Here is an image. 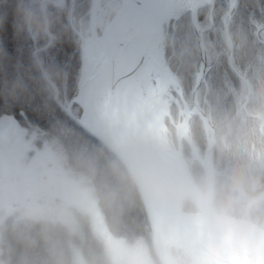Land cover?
Here are the masks:
<instances>
[{
    "label": "trees",
    "instance_id": "trees-1",
    "mask_svg": "<svg viewBox=\"0 0 264 264\" xmlns=\"http://www.w3.org/2000/svg\"><path fill=\"white\" fill-rule=\"evenodd\" d=\"M42 1L0 0V120L13 118L28 131L54 139L67 163L90 179L107 229L130 246L145 242L153 259L161 264L153 248L146 207L132 174L102 142L59 106L55 100L56 90L39 66L38 58L49 80L60 90L61 102L69 103L78 94L82 39L70 22L72 0H64V6L52 4L60 0L45 2L49 30L54 37L51 44L45 32ZM233 1L215 0L214 8L208 5L198 11L209 67L206 82H202L199 90V103L212 117L219 137L213 155L217 173L226 163L242 157L258 178L237 189L238 200L235 198L226 204L214 200L216 209L223 214L246 219L249 202L264 193V124L261 119L264 118V0H238L237 5L232 6ZM91 6L92 0H76L72 13L73 23L77 29L82 28L85 35L89 30ZM176 12L177 17L165 27L166 59L179 76L185 99L193 107L201 51L192 9ZM116 14H112L109 21ZM102 30H98L100 36ZM249 88L252 93L245 109ZM72 111L78 118L83 112L77 104ZM179 112L180 106L173 102L171 115L175 122ZM166 123L178 144L171 119ZM189 127V135L204 157L208 137L203 119L193 116ZM182 149L193 179L205 193L206 171L186 139ZM197 210L196 204L191 202L184 206V211L189 213ZM250 211L252 222L264 229V198ZM48 228L46 231L41 226L28 236L24 232L22 235L9 232L3 248L5 256H9L5 258L6 264H73L67 231L64 234L63 227L60 229L51 222ZM85 233L84 240L90 245L85 260L89 264H114L104 242L89 230Z\"/></svg>",
    "mask_w": 264,
    "mask_h": 264
},
{
    "label": "water",
    "instance_id": "water-1",
    "mask_svg": "<svg viewBox=\"0 0 264 264\" xmlns=\"http://www.w3.org/2000/svg\"><path fill=\"white\" fill-rule=\"evenodd\" d=\"M75 1H71L69 8L73 26ZM178 1L123 0L119 12L111 22H107L100 36L101 1L92 0L90 37L84 36L74 26L82 39L78 94L65 107L59 103V90L50 80L56 90L55 100L75 122L118 157L132 174L146 207L153 248L161 264H178L166 247L164 235L167 232L209 263L264 264V229L252 222L250 211L264 198V193L249 202L246 219L225 215L215 207L211 185H207L205 193L198 188L190 165L184 158L182 143L186 139L206 171V177L216 176L213 155L219 137L211 116L199 103V90L202 82H206L209 67L204 29L197 17L201 7L210 5L214 8L215 0L198 2L191 7L201 51L193 108L185 99L179 76L172 71L165 53V27L168 28L173 21ZM45 2L52 1L40 3L46 21L45 32L51 43L53 36L48 26ZM237 2L234 0L232 6ZM52 4L65 5L64 0ZM227 33L230 39L229 30ZM230 44L234 50L232 39ZM39 51L35 52L36 58ZM38 61L48 79L39 58ZM173 91L178 95L177 104L183 106L179 117L184 118L181 120L180 117L177 123L171 115V107L167 105ZM248 92L244 102L246 109L251 88ZM74 104L83 111L80 118L72 111ZM192 115L203 119L207 131L208 149L204 157L193 141L187 138ZM168 118L177 130L178 144L171 137L166 123ZM261 119L264 124V118ZM139 170L150 171L156 181L152 184L141 182L138 179ZM187 202L196 204L198 210L194 213L184 211Z\"/></svg>",
    "mask_w": 264,
    "mask_h": 264
},
{
    "label": "rangeland",
    "instance_id": "rangeland-1",
    "mask_svg": "<svg viewBox=\"0 0 264 264\" xmlns=\"http://www.w3.org/2000/svg\"><path fill=\"white\" fill-rule=\"evenodd\" d=\"M112 1L113 3H110V0L101 1L98 30L101 29L104 20L119 12L120 8L117 7V1ZM181 1L183 2L180 10L183 11V8L186 10L195 3L206 2L207 0ZM105 2L110 4L106 6ZM176 11L174 17H177ZM77 30H81L86 37L91 35L90 25L86 35L82 28ZM47 80L50 81L49 77ZM172 93L173 95H170L167 99L169 107H172L173 102H176V98H178L175 91ZM59 99V103H62L63 101L61 102ZM71 101L69 103L66 101L62 104L66 107ZM178 106H180V110L183 108L181 104ZM179 114L176 123L180 117L181 120L183 119L181 115L179 117ZM192 117L193 115L191 119ZM187 131V138L193 141L189 135L190 127ZM59 148L54 139L28 131L21 124L16 123L13 118L8 117L6 120H0V226L7 218L22 222L27 221L32 223L35 228L39 224L37 229L42 226L40 223L44 220L45 222L53 223L54 226L57 224L61 229L60 224H63L67 230V240L71 248L73 264H89L85 260V252L89 250L90 245H87L86 240H84L85 232L88 230L104 242L114 264H157L149 249L143 244L145 242L139 241L137 244L130 246L124 239H117L107 229L99 199L96 197L90 179L70 166L67 163L66 156ZM25 178H28L29 181L34 179V183L26 187ZM38 180H40V184ZM42 183L44 184L43 189L36 187L37 185L42 186ZM16 184L24 186L16 188ZM236 199L238 200V198ZM24 209L28 210L25 211ZM2 231L6 233L7 228H2ZM62 231L66 234V231ZM168 251L175 263L177 262L178 264H196L194 263L195 257H199L192 250L186 254L177 249L172 251L168 249ZM189 254L194 257H190ZM7 257L9 256L7 255ZM7 257L4 254L3 245L0 244V264H6L5 258Z\"/></svg>",
    "mask_w": 264,
    "mask_h": 264
},
{
    "label": "clouds",
    "instance_id": "clouds-1",
    "mask_svg": "<svg viewBox=\"0 0 264 264\" xmlns=\"http://www.w3.org/2000/svg\"><path fill=\"white\" fill-rule=\"evenodd\" d=\"M138 179L145 184H152L156 177L148 170H139ZM257 180L251 172L248 161L237 157L222 167L215 177H205L204 185H211V195L218 204H226L237 197V189L247 185L249 181ZM27 211L28 209H24Z\"/></svg>",
    "mask_w": 264,
    "mask_h": 264
},
{
    "label": "flooded vegetation",
    "instance_id": "flooded-vegetation-1",
    "mask_svg": "<svg viewBox=\"0 0 264 264\" xmlns=\"http://www.w3.org/2000/svg\"><path fill=\"white\" fill-rule=\"evenodd\" d=\"M100 1H103V0H100ZM106 1V0H105ZM203 2V1H202ZM207 2V1H206ZM102 3V2H101ZM106 3V6H108L110 3H113V1L112 0H110V3H107V2H105ZM102 7H103V5H101ZM106 6H104V7H106ZM107 22H109V19H107V20H104L103 21V24H102V26H101V29L102 28H104L105 26H106V24H107ZM104 26V27H103ZM245 108V107H244ZM246 109V108H245ZM183 117V116H182ZM184 118V117H183ZM175 130H176V128H175ZM177 131V130H176ZM219 140V139H218ZM25 180V184H26V187H28L29 186V184H33L34 183V179H31V181H29V179L28 178H25L24 179ZM20 183V182H19ZM38 183L40 184V180H38ZM42 186H36V184H35V186L36 187H40V188H42L43 189V187H44V184L42 183L41 184ZM21 186H24V185H20V184H16V188L17 187H21ZM35 186H34V189H35ZM60 223V222H59ZM38 224V223H37ZM48 225H49V221H46L45 222V220L44 221H42V228H43V230H48L49 228H48ZM38 226H39V224L37 225V227L35 228V226H33V224L32 223H29V222H27V221H19V220H15V219H9V218H7V219H5V221H3L2 222V224H1V226H0V238H1V241H0V244L1 245H3V248H4V246H5V239H6V233H7V235H9V232H16V233H20L21 235L23 234V232L25 233V235H27L28 236V234H34V231L38 228ZM58 226V225H57ZM60 226L61 227H63V230L64 231H67L66 230V228H65V226L63 225V224H60ZM2 228H7V231H6V233L5 232H3L2 231ZM61 229V228H60ZM204 257H201L200 258V256H199V260H202L203 261V264H224V263H221V262H215V261H212L211 263H209L205 258L203 259ZM196 264H201L200 263V261H198V263H196Z\"/></svg>",
    "mask_w": 264,
    "mask_h": 264
},
{
    "label": "built area",
    "instance_id": "built-area-1",
    "mask_svg": "<svg viewBox=\"0 0 264 264\" xmlns=\"http://www.w3.org/2000/svg\"><path fill=\"white\" fill-rule=\"evenodd\" d=\"M117 1V7L121 6V3L123 0H116ZM165 241H166V246L169 247L171 250H181L183 254L189 253L191 250L187 247L181 244L176 237L169 235L168 233H165L164 235ZM172 237V238H171ZM173 248V249H172ZM188 255V254H187ZM185 255V256H187ZM190 257H194L192 254H189ZM194 263H198L200 261L201 264H203L202 260H199V257H195Z\"/></svg>",
    "mask_w": 264,
    "mask_h": 264
},
{
    "label": "bare ground",
    "instance_id": "bare-ground-1",
    "mask_svg": "<svg viewBox=\"0 0 264 264\" xmlns=\"http://www.w3.org/2000/svg\"><path fill=\"white\" fill-rule=\"evenodd\" d=\"M182 2H183V1L180 2V0L178 1L177 5H176V7H175L177 10H180ZM182 115H184V114H182ZM183 128H184V127H183ZM184 130H186V128H184ZM167 233H168V232H167ZM171 238H172V237H171ZM198 255H199V254H198Z\"/></svg>",
    "mask_w": 264,
    "mask_h": 264
}]
</instances>
